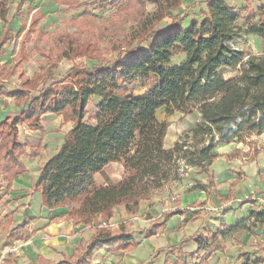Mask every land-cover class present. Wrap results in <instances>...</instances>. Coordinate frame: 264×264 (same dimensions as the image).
<instances>
[{"label":"trees","instance_id":"obj_1","mask_svg":"<svg viewBox=\"0 0 264 264\" xmlns=\"http://www.w3.org/2000/svg\"><path fill=\"white\" fill-rule=\"evenodd\" d=\"M63 3L69 9L83 10L88 17L93 16L92 7H113L124 14L123 20L135 15L139 23L132 29L131 36L124 33L122 27L112 31L107 26L82 36L76 33V39L70 35H55L50 48L60 58L71 61L96 53L94 41H105L106 37L110 38L112 49L116 44L121 51L116 58L105 60L106 63L96 57L99 62L93 67L74 65L65 74L66 80L63 78L47 87L43 85L40 90L37 89L40 81L35 83L40 72L21 88L9 90L5 84L0 85V96L13 98L21 107L15 116L8 115L0 122V190L5 187L10 191L14 180L27 170L22 160L27 155V145L19 139L18 126L27 124L31 130L43 131L45 115H63L73 126L58 152L39 167L32 190L40 193L42 205L47 209L67 207L75 224H84L95 231L88 240L79 243L72 256L59 262L39 256L38 262L29 264H94L93 259L101 250L129 253L141 242L129 224L120 223L116 229H111L94 227L95 221L102 217L103 223L108 224L117 207H123L128 214H137L142 201L150 200L181 179L183 167L184 172L198 168L208 176L206 184L196 181L190 190L209 188L216 192V174L211 165L221 156L216 153L217 146L244 143L253 134L264 135V55L245 59L246 54L231 44L234 38L250 34L262 40L264 49V5L256 12L248 6L237 9L226 0H206L203 17L192 19L185 28L182 24L185 12L170 13L177 10L181 0H63ZM146 3L154 6L153 12L146 11ZM11 4V0H0V20L4 22L0 53L13 36L11 23L14 16H18L23 29L28 26L19 41L20 47L31 41L34 50L48 57L47 77L51 79L59 60L52 59L54 56L42 47L49 40V33L39 27L45 15L37 9L28 20L21 0L10 16ZM244 12L249 13L246 25L242 26L239 20ZM167 16L171 17L172 24L155 31L154 27ZM64 39H67L66 45ZM128 39L137 42L129 43ZM147 40L151 42L141 46ZM80 46L84 51H80ZM122 51L127 53L124 59ZM177 51L185 54L184 61L169 66ZM15 70L16 64L0 65V79L9 78ZM228 73L232 75L227 77ZM137 87L147 90L137 94ZM93 96L101 100L94 122L89 123L86 117ZM163 107L167 116L176 112L186 116L194 112L200 114V120L171 148L165 146L171 123L157 118L158 110ZM32 152L38 154L35 149ZM258 153L260 151L256 150L255 154ZM115 162L124 168L122 179L99 184L96 174ZM185 212L186 209L181 208L165 212L158 226L164 227L168 219ZM251 215L264 218V211ZM20 226L26 228L27 223ZM155 226L149 228L144 238L155 234ZM217 242L218 235L210 239L198 237V249L191 256L201 261L193 264H208ZM178 249L175 246L169 252ZM238 259H244L243 264H264L261 257L252 261L246 251L239 253ZM165 264H169L168 256ZM179 264L190 263L183 258Z\"/></svg>","mask_w":264,"mask_h":264},{"label":"rangeland","instance_id":"obj_2","mask_svg":"<svg viewBox=\"0 0 264 264\" xmlns=\"http://www.w3.org/2000/svg\"><path fill=\"white\" fill-rule=\"evenodd\" d=\"M12 4L10 5L9 14L10 16L14 15L15 7L21 0H11ZM23 10L24 14L30 20L32 13L34 10L39 9L41 15H45L44 18L40 21L39 27L42 31L49 33V40L47 42H44L42 47L43 50L48 54L54 56L51 57L52 59L59 60L58 62V68L55 74H53L51 79H48L47 76H49V70L46 67V63L48 62V57L43 56L40 52L34 50L33 42L26 41L25 43L21 44V47L19 45V41L21 40L22 36L28 30L27 28L24 30L21 22L19 21L18 16H14L11 29L13 32V36L9 42L5 45L4 52L0 53V64H9L10 67L14 66L16 64V70L15 73L12 74L7 79H0V85L5 84L9 90H14L17 88L23 87L24 83L32 78V76L35 73L40 72L39 79L36 80L35 83H38L40 81V84L38 86V90H40L43 85L45 87L51 85L52 83L61 80L65 78V74L68 72L70 68H72L74 65H87L89 67H93L98 64V60H96V57L103 61V63H106L105 60L110 61L118 55V53L121 51L120 48L115 44L114 49L111 47V40H109V37H106V40H95V51L96 53H93L92 55H89L87 53L86 56L78 57L77 59L71 61L67 60L65 58H60L57 56L56 52L51 49L52 46V37L55 35H59L60 37H65V35H70L73 37V39H76V33H79L81 36L86 34V32L94 30L96 28H100L101 26H107L112 31H117L119 29H122L124 33L128 34V36L133 35L132 29L137 26L139 23V19L136 18L135 15L133 16H127L125 20L122 19L124 14L120 13V11H117L113 7L108 8H91V11L93 12V16H86V14L83 13V10H72L69 9L62 0V3L60 0H23ZM86 1V0H83ZM205 0H181V4L175 11H170L171 14H178L181 12H185V15L183 17V26L185 28L190 26V22L192 19H201L203 17L204 11L206 9ZM229 4L235 6L237 9L243 8V7H250L249 2L245 0V4L241 5L242 0H226ZM260 2V4H258ZM258 3L254 2V5L259 8L260 5H264L263 0H259ZM251 8V7H250ZM145 9L147 12H153L154 6L150 3L145 4ZM141 10H137L139 13ZM249 12H244L241 15V19L239 20L240 25H246L245 18L247 17ZM90 18V19H87ZM30 23V22H29ZM172 24L171 17L167 16L165 17L159 24H157L154 27L155 31H162L165 28H167L169 25ZM3 28V22L0 21V34L2 33ZM23 29V30H22ZM20 32H23L20 35ZM20 35V36H19ZM129 43H136L135 39L133 40H127ZM67 39H64V44L66 45ZM87 42V40H85ZM90 42V41H89ZM151 40L144 41L141 46H146L148 43H150ZM63 44V45H64ZM231 44L234 48L239 49L246 54L247 59L249 56L252 55H264V49L262 47V40L255 35L250 34H242L236 38H234L231 41ZM64 45V47H66ZM92 46V44H91ZM20 47V48H19ZM92 48L87 49V52H90ZM80 51H84L81 49ZM20 52L19 56L16 57V55ZM51 52V53H50ZM122 59H124L127 56V53H124L122 51ZM25 58V59H23ZM185 59V54L180 53L177 51L175 56L172 58L171 63L169 66H176L181 64ZM232 73L226 74L227 77L231 76ZM45 83L43 84L42 82ZM66 80V78H65ZM42 83V84H41ZM154 84V80H152L151 85ZM134 86H132L133 88ZM147 88L144 87H137L136 93L137 94H143ZM101 98L99 96H93L90 99V103L88 106V114L86 117V121L89 123L94 122V117L97 112V105L99 104ZM165 107H163L164 109ZM16 111H18V107L15 105L14 99L11 97H5L0 96V120L1 116L8 112L9 114L14 113L16 114ZM159 111V110H158ZM180 113V112H179ZM157 115L160 117L161 120L166 119L167 121H171L170 126L168 128L167 134L170 136V139H168V145H174L175 141L179 139V137L188 129L194 126L195 120L194 116L191 115H183L178 114L176 118H170V116H167L164 112H158ZM15 116V115H14ZM46 116V115H45ZM53 117H62L61 119V130L57 128H50L49 130L43 129V138L44 142H40L38 144V147H35L33 149L37 150L38 154H33L32 150L28 153L27 152V160L26 163H28L29 172L33 174V165L40 162V160L48 156L52 153H54L56 149V153L58 152L59 148L62 146L64 140V134L68 132V127L65 125L70 122H66L64 120L63 115H56L53 114ZM46 118H42V122ZM72 123V122H71ZM44 125V124H43ZM23 126L27 128H23ZM60 126L58 128H60ZM73 126V123H72ZM30 128L27 124L25 125H19L18 131H19V139H26V131H29ZM66 135V134H65ZM166 140V139H165ZM239 144V155H243L246 160L253 157L256 150H259L260 152L264 153V135L257 136L255 134L251 135L246 142L244 143H238ZM28 146V143H27ZM28 150V147H27ZM55 153V154H56ZM55 154H52L54 156ZM43 156V157H42ZM51 156V157H52ZM247 156V157H246ZM50 157V158H51ZM23 160V157H22ZM46 162V161H45ZM24 163V160H23ZM25 165V163H24ZM259 165V164H258ZM26 166V165H25ZM264 167V161L261 166H258L257 170V176L256 178H260L264 180V170H262ZM27 169V168H26ZM121 166L119 164L110 165L105 170L102 171L100 181H105L107 183H116L122 174ZM27 171V170H26ZM249 171V172H248ZM189 172V169H188ZM252 170L249 168L247 169V173L251 175ZM23 174V173H22ZM241 178V176H240ZM195 177L189 172V176L185 177V185L186 183L190 181H195ZM36 181V179L33 181V183ZM33 183L31 185H33ZM173 185H169L167 187L166 191V198L162 200L163 205L165 206L168 202V206L170 210L172 209H179L180 208V199H181V193L180 190H177L174 192L173 189H171ZM4 188V189H3ZM0 192H4L6 189L3 187ZM186 188H182L181 190H184ZM162 189L161 191L157 192L156 194H160V192H165ZM213 194L214 192L212 190ZM257 194L256 192H253ZM247 193L244 190L238 192V198L239 201V209H243L244 205L248 203V201L244 200L247 197H252L254 194ZM260 193V192H259ZM262 193V192H261ZM174 194H178V198L174 201H172V196ZM212 194V193H210ZM234 195V193H233ZM250 200V199H247ZM1 201V199H0ZM167 201V202H166ZM7 203L1 202L0 203V264H27L32 258L30 254L25 251L23 246L25 245V241L28 239L26 236V231L20 227H14L10 228L9 226H5L7 219L10 218V215H4V210L6 212ZM173 207V208H172ZM117 210L114 211L113 221L109 219L108 224H104V218H99L95 221L93 224L94 227H109L111 229H116L120 223H127L130 226V230L134 233L139 234L140 236H137V238L141 239V245L143 244L146 239H144L146 235V229H148L144 223V219H148V216L141 217L140 215L137 217H134L135 215L128 214L127 212H124V214L121 212V209L119 207L116 208ZM162 210V216L161 218L152 222L150 227L152 225H155L156 232L153 236L160 237L161 231L164 230L165 226H158L160 222L164 220V213L170 210ZM252 209V208H251ZM245 214H250V208H246ZM210 214H213L215 212L209 211ZM126 214V215H125ZM216 214V213H215ZM252 214V212H251ZM131 215V216H130ZM224 215V214H221ZM255 215V214H253ZM12 222L13 224L14 216H12ZM75 220V219H74ZM223 220V219H222ZM224 221V220H223ZM219 223V221H217ZM17 225V224H15ZM14 225V226H15ZM116 226V227H115ZM210 227V226H208ZM229 227H232L225 222L221 224L219 227L215 226V229H219L218 233H222L221 239L219 238V241L222 243H218L215 245V249L212 252L208 264H243L244 259H238L239 253L246 251L248 252V255L250 256L251 260L254 261L256 257H261L264 259V218H256L254 219H246L243 220L240 224L237 223L236 226H233V228L229 229ZM237 227L238 229H235ZM29 228V227H28ZM214 229V230H215ZM240 230V231H239ZM233 232V233H232ZM35 233L33 230L31 232V236ZM150 238V237H149ZM148 238V239H149ZM254 238L257 240L256 243H254ZM252 239V240H251ZM145 244H143L144 246ZM175 247V246H174ZM172 248L164 250V249H158L154 252V254H149V252L143 247L138 252V256H140V261L137 264H158L157 255L166 251L167 254H170L169 264H176L178 263L179 259L182 258V254H180L177 250L173 252L171 251ZM198 247L196 248V250ZM161 250V251H160ZM121 252H119V255ZM194 252H192L193 254ZM124 255V254H123ZM35 257V255L33 254ZM62 255L55 254L54 257L57 259L62 258ZM181 256V257H180ZM190 263L193 264L194 259L190 257L187 258ZM199 259V258H198ZM196 259L199 263L201 260ZM195 263V262H194ZM165 264V262H164Z\"/></svg>","mask_w":264,"mask_h":264},{"label":"crops","instance_id":"obj_3","mask_svg":"<svg viewBox=\"0 0 264 264\" xmlns=\"http://www.w3.org/2000/svg\"><path fill=\"white\" fill-rule=\"evenodd\" d=\"M247 1L249 2V5H251V9L257 12L258 7L254 5V2L258 3L259 0ZM204 2L206 5V0ZM245 2V0H242L241 5L245 4ZM258 4H260V2ZM20 110L21 107H18V111ZM18 111H16V113ZM158 112H164L166 114V109L161 108ZM178 114L182 113L176 112L171 115L170 118H176ZM8 115L14 116L15 114H9L8 112L4 113L1 116L0 122ZM52 115L53 114H48L43 117L46 118V122L45 120L43 121L45 130L47 131L50 128H57L61 130L62 126L60 125L62 117H53ZM192 116H194V120L196 122L200 120V114L198 112H194ZM157 118L160 121L166 120H161L158 115ZM59 126L60 128H58ZM65 126L68 127L69 131L72 128V123H67ZM23 128L25 129L27 127L23 126ZM26 132L27 138L20 140L25 142L26 145L28 143L27 152L29 153L33 148L38 147L40 142H44V133L40 130L31 129ZM63 134L65 137L66 133ZM168 139H170V136L167 134L165 146L166 148H171L173 145H168ZM63 140L64 139H62V141ZM239 148V144L236 142L220 144L217 146L216 153L221 156L211 165V169H213L216 174L215 194H213L212 190L209 188L207 190L184 189L186 192L181 190L182 188H179L178 190H180L181 193V199L179 201L180 208L186 209V212L183 215L177 214L168 219L164 230L161 231L160 237L153 236V234L150 236V238L148 237L149 239L144 238L146 239L144 242H142L145 244L144 246L143 244H139L135 249L124 255L122 253H120L122 255H119V252L112 253L107 250H101L95 255L93 259L94 264H137L140 261L138 252L143 247L149 252V254H154V252L158 249L167 250L176 246L179 248L177 251L182 254L181 259L188 257L191 258L192 252L197 251L196 248L198 245L196 241L198 237H206L210 239L212 236L218 235L221 239L222 233H218L220 231H218L219 229H215V226L219 227L225 222L226 224L232 226L229 227V229H231L233 226H236L237 223L243 222V220L246 221V219L249 218L253 220L255 216H252L251 212H262L264 210L260 208L257 201L247 200V198L244 200L248 201V203L244 205L243 209H239L240 199L238 198V192L244 190L245 192L251 194L253 192L261 193L264 191V180L256 178L258 170L257 168L258 166H261L264 161V153L260 152L257 155L254 153L253 157L246 160L242 154L239 155ZM55 153L56 149L52 154ZM52 154H50L49 157L42 156L43 158L40 160V162L33 165V174L29 172V165L26 163L27 156L24 155L23 160L27 171L19 175L14 180L12 189L10 191L5 190L2 193L0 192V203L6 202L8 206L6 207V212L4 210V215H10V218L7 219L5 226H9L12 229L17 226L21 227L20 225L27 223V227L22 228L27 230L26 236L28 237V239L24 242L25 245L23 248L30 254L32 258L27 264L33 261L38 262L39 256H43L44 258L54 262H59L64 257H70L73 254V250L83 239L88 240L95 233V231L91 230L84 224H75V220L69 217L70 210L67 207H59L54 210H49L44 207L42 205L40 193L34 192L32 190L31 184L38 177L39 167L41 164L45 163V161H47L52 156ZM114 164H119L122 168V174L118 180L120 181L122 179L124 168L120 163L117 162L110 165ZM249 168L252 170L251 175L247 173V169L249 170ZM262 170H264V167ZM189 172L196 179L194 183L196 181H202L205 184L207 183L208 176L207 174L202 173L200 169L189 168ZM189 172H187L188 176ZM101 173L96 174V181L101 185L109 184L103 181V179L100 181ZM172 185L173 187L171 189H173L175 192L177 189L175 187V183ZM167 187L168 186H166L163 190L165 192H160V194L158 193L153 195L150 200L142 201L140 203L139 212L134 216H148V219H144V224L148 226V229H146L145 232L146 234L151 223H154L161 218L160 216H162V210H167L169 203L166 201L167 203L164 206L162 202V200L166 198ZM119 208L123 214L126 212L123 207ZM246 208H250L251 212L249 215L248 213L245 214L247 211ZM116 210L117 209H115V211ZM209 211H213L216 214H210ZM12 216H14L15 221L11 225L13 220ZM113 219L114 218L112 217L111 220L113 221ZM217 221H219V223ZM33 230L35 233L31 236V232ZM155 232L156 228L154 230V233ZM135 236L137 237L140 235L135 233ZM253 242L256 243L257 240L254 238ZM218 243L222 244L220 241ZM55 254H63V256L62 258L57 259L54 257ZM167 256L170 257V254H167L166 251L158 254L156 256L158 259V264H164ZM181 259H179L178 263L176 264H179ZM198 260H200V258ZM194 262L196 263L198 261L194 259Z\"/></svg>","mask_w":264,"mask_h":264},{"label":"built area","instance_id":"obj_4","mask_svg":"<svg viewBox=\"0 0 264 264\" xmlns=\"http://www.w3.org/2000/svg\"><path fill=\"white\" fill-rule=\"evenodd\" d=\"M187 176H188V173L184 172V167H183L181 169V173H180L181 179L179 181L175 182V187L177 188V190L179 188L191 189L194 186L193 181H190V182L186 183V185H185V177H187ZM253 194L254 195L252 197H247V199H250L251 201H257L259 203L260 208L264 210V191L262 193H257V194L253 193ZM178 197H179L178 194H174L172 196V201L176 200ZM168 209H169V207L167 208V210Z\"/></svg>","mask_w":264,"mask_h":264}]
</instances>
